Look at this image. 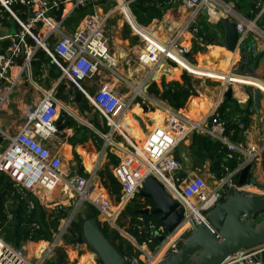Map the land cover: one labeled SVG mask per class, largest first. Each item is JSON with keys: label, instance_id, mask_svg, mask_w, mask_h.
<instances>
[{"label": "built area", "instance_id": "obj_1", "mask_svg": "<svg viewBox=\"0 0 264 264\" xmlns=\"http://www.w3.org/2000/svg\"><path fill=\"white\" fill-rule=\"evenodd\" d=\"M88 1L90 0H0V11L9 12L19 24L18 32L9 36L11 42L9 54L0 53V110L11 100L23 75L36 83L33 80L32 61L37 50L49 51L61 69L60 79L67 77L77 85L93 77L103 68L114 69L118 65L117 59L111 53L106 35L108 18L115 9L103 15L94 13L86 16L72 31L66 27L67 16H60L59 19L54 16V12L60 11L63 6H68L70 14L75 9L85 6ZM134 1L136 0H115L118 3L116 9L123 12L132 30L144 43L138 53L139 62L144 66H151L140 84L147 87L157 73L165 74L167 65L174 69L181 68L190 76H202L197 72H204L205 68L190 58V50L181 43L182 32L172 37H159L152 26L137 20L131 7ZM181 4L198 17L203 16L202 11L205 9L208 16H203L202 19L209 23H217L221 18L235 22L240 41L245 42L249 36L264 41V26L258 22L259 16L264 13V0L256 2L260 13L254 17L242 14L226 0H182ZM195 29L197 30V27ZM204 38L201 36L200 41H205ZM49 43H52V48L48 47ZM23 53L26 59L20 63ZM233 66L234 64L229 68L231 75L253 78L243 72L234 74ZM15 67H19V72L13 77L12 71ZM254 79L264 84V80ZM232 82L226 81L228 85ZM130 88L131 93H125L119 88L104 85L89 97L92 105L104 116L108 130L100 131L89 123L88 126L103 139V145L107 149L117 145L113 138L114 133L122 132L130 106L143 92L132 83ZM42 93V97L36 103L27 106L24 122L16 132H10L0 126V135L7 141V144L0 143V174L8 176L10 197L13 195L19 197V200L26 202L30 210L35 207L30 194L39 190L50 192L62 183L75 191L78 196V207L83 204L95 207L104 223L117 228L116 223L124 203H128L139 193L148 176H154L185 210L184 219L179 227L188 223L192 230H196L208 224V212L226 197L228 188L244 196L258 188L253 181L238 185L237 180L241 170L260 157L264 151V142L257 148L246 147L242 143L228 139L226 122L215 109L200 119H192L175 112L164 124L156 125L148 132L141 151L132 144L128 156L130 159L121 161L115 168V177L122 184L124 200L120 209L116 210L110 199L100 196L95 172L87 174L64 171L63 156L59 152H54L48 141L56 134L55 122L60 111L69 110L57 97L54 89L42 90ZM73 98L74 95L71 96V99ZM193 132L203 133L219 141L222 148L227 147L237 155V166L231 170L227 169V175L218 180L214 188L207 186L201 174L192 177L178 176L181 161L176 157L175 151ZM136 166L141 168V171H137ZM10 203L11 200L8 199L4 216L0 220L1 227L11 222L14 217ZM62 209V205H53L52 219L57 218ZM28 224V234L32 238L41 229V224L38 221ZM133 228L144 238V242H136L135 238L129 235L128 238L135 241L140 253L138 257L127 258L130 264H150L155 258V253L147 250L146 244L151 246L156 233L162 231L164 227L140 217L133 223ZM173 235L174 233H169L168 238H172ZM60 241L61 233L51 242L49 249L34 261L24 247L8 241L0 230V264H44L48 252L60 245ZM64 246L67 248L66 254L69 255L70 246L66 244ZM81 248L80 243L71 244L73 250L79 251ZM263 254L264 242L243 247L218 264H263Z\"/></svg>", "mask_w": 264, "mask_h": 264}, {"label": "crops", "instance_id": "obj_2", "mask_svg": "<svg viewBox=\"0 0 264 264\" xmlns=\"http://www.w3.org/2000/svg\"><path fill=\"white\" fill-rule=\"evenodd\" d=\"M137 1L139 0L134 1V3L131 4V7L138 16L135 7ZM226 1L246 16L254 17L260 13V9L256 5L258 0ZM97 2L110 4L111 2H115V0H97ZM181 2L182 0H169L165 4L164 8L162 7L161 16L148 19V21H145L146 23L144 24L152 26L156 35L161 38L172 37L182 32L180 38L181 43L190 50V58L205 68L203 70L204 72H197V74L202 76H220L226 80L234 81L230 83L228 87H225L224 90L218 91L217 89L214 90L212 88L202 86L200 85L202 84L201 81H199L200 78L189 75L196 94L191 95L182 106H173L168 101L163 100L161 97L150 91V85L153 82H156L159 89L163 91V83H169L167 81L168 77H170V75L175 76L180 73V68L174 69L171 65L166 66L165 74L157 73L155 81L151 82L147 87L146 85L142 86L140 82L147 76L151 67L142 65L138 60V53L143 48L144 43L137 35L138 42H131L130 36L122 33L121 26L124 24V21L117 18V15H120L121 12L118 13L115 6L113 8L115 11L111 13L106 24V35L108 37L111 53L117 59L118 65L114 67V69L103 68L93 77L87 78L80 83V85H77L67 77L60 79L61 69L56 61H54L55 58L49 51L44 49L37 50L32 61V73L33 80L38 85L32 82V79H28L26 75H23L22 79L18 82V86L16 87L11 100H9L8 103H6L0 110V126L10 132H16L24 122L27 106L36 103L42 97V93L40 94L39 90L49 91L54 89L57 97L63 102L69 111H63V113L60 111V114L57 116L55 122L56 134L49 139L48 144L54 152H59L63 156L64 161L65 158L67 160L72 159L74 166L76 161L78 163L76 164L78 173L82 172L90 174L95 172L98 178L97 184H99L100 187V196L110 199L114 203V209L116 210H119L124 203L122 191L120 200H118L117 196L115 194H111L109 189H107L102 183L98 176L99 171L103 168H107L108 171L115 176V168L120 164V162L126 158L128 160L130 159L128 156L131 150V145L133 144L138 151L142 150L143 146L141 145L144 140L146 141L148 132L156 125L164 124L167 118L175 112L192 119H200L215 109L226 122L228 139L234 142L242 143L246 145V147H260V145L264 142V93L262 94L258 107H255L253 101L252 105L248 109H245L241 106V103L246 102L249 97L253 95L254 91H248L247 88L243 86H235V84L246 83L254 85L263 91L264 84L254 78L246 79L231 75L229 71L230 67L223 69L225 73L223 74L220 73L219 70H216L218 67L203 65L209 63V60L213 61L211 63L218 64L224 59H229L228 62L233 60L232 63H230L231 65H236L237 63L238 69H241L240 72L247 70L252 74H256L260 71L264 76V41L261 39H255L253 36H249L244 42L246 48L244 52H241L240 49H237L235 52L229 51L219 43L209 41V36H213L217 39V41L223 42L225 30L221 23H209L205 21V19H202L203 16H195V14L186 9ZM99 7L100 5H98V9L95 8L92 14L98 13L103 15L108 13V11H100ZM69 11L68 6L66 5V7L63 6L60 11L54 12V16H67L65 21L66 27L68 30L72 31L83 21L84 18L82 20H78L77 24H72L69 21L71 20L70 18L75 10L68 14ZM258 22L261 26H264V13L259 16ZM196 27L197 30L195 29ZM18 30L19 24L13 16L7 11H0V53L9 54V47L11 45L9 36L17 33ZM110 34H112L115 38L116 44L111 42V39L113 40V38H110ZM201 36L205 37V41H200ZM220 50L223 52H220ZM236 54L237 56L235 57ZM24 59H26V57L23 58L22 54L20 63H23ZM122 59H133L135 63L138 64L139 70H147L146 74L142 76L140 71H137L131 73V80L128 77H125L124 74L122 72L120 73L117 68L122 63ZM225 66L226 64L223 67ZM18 72L19 67H15L12 71L13 77H15ZM184 74L185 72L182 71L179 77L173 78H177L176 81L184 83V79L182 78ZM157 75L159 77H157ZM136 79L139 80L136 81ZM121 80L124 81L125 84H128L129 87L131 83L133 86H138V88L143 92L134 99L132 105L130 106L124 120L122 132L114 133L113 138L117 145H113L107 149L103 145V139L96 134L94 129L88 126L89 123L100 131L106 129L104 116L92 105L89 97H91L96 89L104 85L119 88L122 92L127 93V91L123 90L124 88L121 87L122 85H120L122 82ZM230 88L232 89L233 95L231 99L227 98L225 95L227 90ZM222 91L224 96L222 95ZM77 92H79L80 95H77ZM129 93H131V90ZM72 95H74L73 99H71ZM194 98L197 99L192 108L191 105ZM199 101L201 102L198 105ZM157 111H160L159 115L154 116L153 113ZM81 120H84V123ZM152 123H154V125ZM199 134L209 138V136L203 133L193 132L190 133L176 149L175 155L181 161V168L178 171V176L192 177L197 174L208 172L215 180H220L214 172L219 168V166L215 164V161L217 160V154L220 152L214 148H210L208 140H199L197 138ZM224 148L225 149L222 152L223 154L229 158L235 157L236 153L231 152L227 147ZM96 163H98V166H96ZM223 164L226 166L228 165L226 163ZM225 169L227 171L228 168ZM136 170L139 171V167L136 166ZM5 179L6 178L3 180ZM0 181L2 180L0 179ZM6 181L7 192H4V194L3 192H0V207L2 210L0 220L4 216L6 203L8 199H10L11 211L15 220L9 222L10 224L7 226L8 228L6 227V229L11 228L10 231L14 234L13 243H18L16 245L23 244L24 246H21L26 249L32 260L36 261L43 255L44 251L49 249L50 242L45 238L35 240L29 236L26 228H22L24 221L26 220L24 214L30 209L27 208L25 201L19 200V197L14 195L12 198L10 197L11 189L9 188L8 178ZM249 181L256 183L258 188L253 189L252 193H249V195L245 197H251L257 202L264 203V151H262L260 157L253 162L247 182ZM229 194L230 193H228L222 201L227 199ZM30 195L31 200H33L35 205L34 210L36 208L40 209L41 215H43L41 218H44L47 222L53 221L57 218L58 220H62L65 216L67 217V215H69L67 213H70V211L73 213H76L77 211L82 213L85 209L82 208L85 204L78 207V196L75 191L65 187L62 183L58 184L56 188L50 192L39 190ZM137 196L140 195L137 194ZM137 196L135 197L137 198ZM140 198L145 200L142 196L138 197V200ZM128 203H124V206L118 216L117 223L120 228L118 227L116 230L120 234H126L127 237H130L129 235L133 236L136 242L143 243L144 238L142 236L140 241L137 238L138 236H134L129 230L133 226V218L130 214H123V211ZM56 204L62 205L63 209L57 218L52 219L51 213H49L48 209L51 211V207ZM151 205L152 204L148 206ZM87 206L89 205H86V207ZM93 209L101 220V223H104L102 221V217L99 216L97 209L95 207H93ZM61 213H63L64 216L59 218ZM135 213L137 216L139 215L138 218L143 217V215L137 213V210ZM259 213L260 211L258 213L257 211L245 213L242 216V220H252ZM38 222L41 223L40 221ZM68 222H71V216ZM154 223L157 226H163L164 229L159 231V233H156L151 246H147L146 244V249L151 253H155V258L150 262V264H160L166 261L176 264L178 259L184 255L183 250L190 243V241L194 240V238H188L186 240L179 238L183 232L187 230L192 231V229H190V225L183 227V224L182 227H179L174 232L172 238H168L169 232L167 231L164 222L163 224ZM51 230H53V228L50 229V231ZM71 232L72 231L67 234V238L65 237V242L62 241L61 237L60 244L63 250L61 248L59 250L56 248L54 252L49 251L48 258L44 264H63V262H67L68 264H102L97 253L87 243H80L82 244V248L79 251L71 249V244L73 243L72 239L76 237V234ZM57 233L53 236L55 237ZM19 234L21 237H19ZM43 235L45 234L43 233ZM49 237H51V234H49ZM156 239H159L157 244H155ZM129 240L135 246V241H132L131 238ZM37 241H45L47 244L41 251H39L38 248L36 251L32 252L30 250L31 247L29 246H36ZM64 244L70 246L69 255L65 252L67 248ZM123 255L126 256L128 254L123 253ZM54 258L55 260H53Z\"/></svg>", "mask_w": 264, "mask_h": 264}, {"label": "water", "instance_id": "obj_3", "mask_svg": "<svg viewBox=\"0 0 264 264\" xmlns=\"http://www.w3.org/2000/svg\"><path fill=\"white\" fill-rule=\"evenodd\" d=\"M202 15L208 16L205 9ZM55 17L59 19V16L55 15ZM218 23H221L225 30L224 40L219 42L213 36H209V41L217 42L232 52L237 49L244 52L245 43L239 39L236 23L228 18H221ZM48 47L52 48V43H49ZM24 57L25 53H23ZM155 80L156 77L153 81ZM262 94L261 89L255 88L253 95L246 102L241 103V106L248 109L254 101L255 107H258ZM77 95L80 93L77 92ZM225 95L231 99L232 89H228ZM0 143L7 144L1 135ZM251 169L252 164H248L241 170L238 185L246 184ZM138 194L144 199H150L152 205L138 209L137 213L158 216L169 233H174L178 229L184 219L185 210L156 177L148 176ZM227 197L210 211L207 225L196 230H187L179 236L183 240L194 238L183 250V256L192 251H199L192 264H218L243 247L264 242V225L256 226L253 220H242L245 213L253 211L258 213L264 209V203L257 202L251 197L246 198L234 191ZM1 212L0 207V215ZM72 242L87 243L97 253L102 264H130L128 258L114 245V238L108 237L102 231L101 221L91 205L82 211L81 228ZM63 264L68 263L63 262ZM160 264L174 263L166 261Z\"/></svg>", "mask_w": 264, "mask_h": 264}, {"label": "trees", "instance_id": "obj_4", "mask_svg": "<svg viewBox=\"0 0 264 264\" xmlns=\"http://www.w3.org/2000/svg\"><path fill=\"white\" fill-rule=\"evenodd\" d=\"M168 1L169 0H139L136 2V6H135L136 12L138 15L143 14V16H144L142 18L143 21H148V19H152L153 17L161 16L162 9L164 8L165 4ZM76 13H77V15H76ZM87 13L88 12H85V8L79 7L77 9H75V12L73 13V15L70 19L78 21V20L82 19ZM92 13H90V14H92ZM134 13H135V11H134ZM211 62H213V61H211ZM212 64L214 67H218V68H222L224 66V65H220V64H216V63H212ZM183 79H184V83H181L180 81H171L169 83L164 82L163 83V91H161L159 89L156 82H153L150 85V91L152 93L158 95L159 97H161L163 100L168 101L173 106H182L189 99V97L191 95L196 94V91L192 86V81H191L189 75L185 73L183 76ZM196 99L197 98H194V100L192 102V105H191L192 108H193V105H194V102L196 101ZM200 102L201 101H199L198 105L200 104ZM152 124L154 125V123H152ZM197 138L199 140H203V139L208 140L209 147L214 148L215 150L220 152L217 154V160L215 161V164H217L219 166V168L214 171L216 173V176L219 179L223 178V176L227 174L228 171H226L225 168H228L231 170L237 166V164H238L237 155H235L234 158L233 157L229 158L225 154H223L222 152L225 148L224 147L222 148V146H221L222 144L219 141L211 139L210 137L208 138V137L201 135V134H199L197 136ZM223 163H226L228 165L226 166ZM98 176L101 179L104 186L107 189H109L110 193L115 194L117 196L118 200H120L121 191H122L121 182L113 174H111V172L108 171L107 168L101 169L98 173ZM6 177L8 178L7 175H6ZM138 197H140V196H137V198L135 197L134 199H132L126 205V207L123 211V214H130L132 216V218H133L132 222L133 223L137 222L138 221L137 218L139 217V215L137 216L135 211L140 209V208H144V207L152 204V201L150 199L147 198V199L143 200L142 198H140L138 200ZM33 210H31V212L27 211L24 214L25 219H26L25 221H27L28 223H31L33 221V218L35 220V217H34L35 216V210L34 211ZM63 216H64L63 213H61L59 218H61ZM143 217L145 218L146 221L152 220L153 222H156L157 224H163V222L158 218V216L143 215ZM58 221H59L58 218L53 220L51 223V225L53 224L52 227H55L58 224ZM9 224L10 223L4 225V227L0 226V230H1V233L4 235V237L8 241L13 242L14 241V234L12 233V231H10V229H6V227ZM71 225H72V227L70 230L72 231L71 233H73V234H76L81 228V222H79V221H75V222H73V224L71 223ZM101 229L108 237L114 238V245L118 248V250L122 254L123 253L128 254L126 256H131V254H132V256H138L139 255L140 251L137 249V247L134 246L130 240H128L124 236H122L116 229H111L107 223H101ZM129 230L134 236H138L137 237L138 240L141 241V236L138 234V231L133 228V226ZM43 233H44V229H42V227H41V229H39L38 232L32 238L35 240H39L42 238L47 239L46 237H49V235H43ZM155 242H156L155 244H157L159 242V239H156ZM39 243H38L39 244V251H41L44 248V246L47 244V242L41 241Z\"/></svg>", "mask_w": 264, "mask_h": 264}, {"label": "rangeland", "instance_id": "obj_5", "mask_svg": "<svg viewBox=\"0 0 264 264\" xmlns=\"http://www.w3.org/2000/svg\"><path fill=\"white\" fill-rule=\"evenodd\" d=\"M101 4H102V2H97V0H90V1H88V3L85 5V6H82L83 8H85V12H88L87 14L88 15H91L90 13H92V12H94V10H95V8L96 9H98V5H100V7H99V10L101 11V10H103V11H110V10H112L115 6H117L118 5V3H115V2H111L110 4H108V3H103L102 4V6H101ZM104 7V8H103ZM119 12H121V10H118V13ZM85 15L83 18H85L86 16H88V15ZM76 15H77V13H76ZM137 16V15H136ZM144 16H143V14H140V15H138L136 18H137V20H139L141 23H146L145 21H143L142 20V18H143ZM82 18V19H83ZM117 18H119V19H121L122 21H124V24H122V26H121V31H122V33L124 34V35H128V36H130V41L131 42H134V43H136V42H138V37L136 36V34H135V32L132 30V28H131V26H130V24L126 21V18H125V16H124V14H123V12H121V14L120 15H117ZM81 19V20H82ZM205 21H207V20H205ZM69 22H71L72 24H77V21L76 20H70ZM202 22H203V20H202ZM208 22V21H207ZM110 36V38H113V40L111 39V42H114L115 44H116V40H115V38L112 36V34H110L109 35ZM112 45H113V43H112ZM117 46V45H116ZM131 57V56H130ZM132 58V57H131ZM122 61V63L120 64V66L119 67H117L118 68V71L121 73H123L124 74V76L125 77H128L130 80L132 79V75H131V73L133 72H137V71H140V74L143 76V75H145L146 74V71L147 70H144V69H140L139 70V67H138V64L137 63H135V61L133 60V59H122L121 60ZM226 65H227V63H226ZM239 65V64H238ZM203 66H211V67H214L213 66V64L211 63V60H209V63H207V64H205V65H203ZM116 68V69H117ZM223 68H226V67H223ZM223 68H218V69H216L217 71L219 70V71H221V72H223L224 73V70H223ZM220 69H222V70H220ZM227 69V68H226ZM241 70V69H240ZM240 70L238 69V66H237V63H236V65H234L233 66V70H232V72L234 73V74H239V72H240ZM118 72V73H119ZM182 72V69L180 68V73ZM242 72H244L246 75H249V76H253V78H259V79H261V80H264V76L262 75V73L259 71V73H256V74H252V73H250L249 71H247V70H245V71H242ZM180 73L179 74H177V75H175V76H173V75H170V77H168V79H167V81L168 82H170V81H176V79L175 78H173V77H179V75H180ZM161 74V73H160ZM225 74V73H224ZM200 75V74H199ZM157 77H159L158 75H157ZM193 77H198V78H200L199 79V81H201V83L202 84H200V85H202V86H206V87H209V88H212V89H214V90H218V91H220V90H224L225 89V86H229L227 83H226V81H232V80H226L225 78H223V79H221V77L220 76H208V77H206V76H193ZM218 77V78H217ZM232 77H235V76H232ZM183 78V77H182ZM180 79V78H179ZM225 79V80H224ZM122 81V80H121ZM123 82V83H122ZM121 82V84L120 85H122L121 87L122 88H124L123 90H125V91H127V93H129V91H130V87L128 86V84H125V82L124 81H122ZM234 82V81H233ZM227 84V85H226ZM235 86H243V87H245V88H247V90L248 91H254V89L255 88H258V87H256V86H254V85H250V84H242V83H236L235 84ZM264 86V85H263ZM128 87V88H127ZM231 87V86H230ZM200 88V87H199ZM198 88V89H199ZM45 89V88H44ZM200 90H201V88H200ZM262 91V90H261ZM39 92H40V94L42 93V90L40 89L39 90ZM262 93H264L263 91H262ZM43 94V93H42ZM41 94V95H42ZM222 95L224 96V94H223V91H222ZM221 95V96H222ZM62 99V98H61ZM63 100H65V99H63ZM62 111V113H63V111H65L66 112V110H64V109H62L61 110ZM165 120V119H164ZM163 120V121H164ZM162 123H164V122H162ZM105 127H106V129H104L103 131H107L108 130V128H107V126L105 125ZM102 130V129H101ZM145 143V140H144V142L142 143V145L141 146H143V144ZM141 151V150H140ZM75 163L76 164H78L76 161H75ZM75 164V166L73 165V161H72V159H66L65 158V161H64V171H66L67 173H76L77 172V165ZM76 170V171H75ZM204 178H205V180H206V183H207V186L209 187V188H213V186L216 184L215 182H217L218 180H215L208 172L206 173V172H204V173H202L201 174ZM227 175V174H226ZM226 175H224V176H226ZM223 176V177H224ZM2 178V179H1ZM4 178H6L7 179V177L6 176H4V174H0V179L2 180V181H0V192H3V194H4V192H7L6 191V186H7V181H6V179L5 180H3ZM71 190V189H70ZM232 192V190L231 189H229L228 188V193H231ZM6 195H7V193H6ZM33 196H35V195H33ZM88 205V204H87ZM86 207V205L85 206H83L82 208H85ZM49 210V213H51V211H50V209H48ZM28 211H30L31 212V210H28ZM29 212V213H30ZM81 212H79V211H77L76 213H73L72 211H70V213H67V214H69V215H67V217L65 216V218L64 219H62V220H59L58 221V224L55 226V227H52V225H51V223H52V221H50V222H47V220H45L44 218L42 219L41 218V216H43V215H41V210L40 209H38V208H36L35 209V220H34V218H33V221H40L41 223H42V225H41V227H42V229H44V234L45 235H49V234H51V237H46L47 239V241H49L50 242V244H51V242L55 239V237L57 236V235H59L60 233H61V237H62V241L63 242H65V237L67 238L68 236H67V234H69V232L71 231L70 229H71V227H72V225H71V223L73 224V222H75V221H79V222H81V214H80ZM210 213V211L208 212V214ZM46 215V214H45ZM70 216H71V222H69V225H67L66 226V223H68V220H69V218H70ZM15 219H14V217H13V219L11 220V221H14ZM254 222H255V224H256V226H262V225H264V209H262L261 211H260V213L256 216V217H254L253 219H252ZM32 221V222H33ZM101 221V220H100ZM7 224V223H6ZM5 224V225H6ZM109 225V224H108ZM110 227H111V229H118V227L120 228V226H119V224L117 223L116 224V226H117V228H114V227H112L111 225H109ZM4 227V226H3ZM10 227V226H9ZM28 227H29V224H28V222L27 221H24V225H23V229H25L26 228V230H28ZM8 228V227H7ZM53 228V230H51L50 231V229H52ZM11 229V228H10ZM191 229V228H190ZM4 230V229H3ZM6 230V229H5ZM55 230V231H54ZM58 232V233H57ZM57 233V235L54 237L53 235L54 234H56ZM122 234V233H121ZM63 235V236H62ZM126 239H128L129 240V238L126 236V234H122ZM19 237H21V235L19 234ZM40 241H37V245L36 246H34V245H32V246H29V247H31L30 248V250L33 252V251H36V249H38L39 248V243ZM16 243V242H15ZM39 243V244H38ZM16 244H18V243H16ZM20 246L21 245H23V244H19ZM24 246V245H23ZM58 250L61 248V244L59 245L58 244V246L56 247ZM56 248L55 249H53L52 250V252H54L55 250H56ZM62 250H63V248H61ZM61 251V250H60ZM199 254V251H192V252H189V253H187L185 256H182V257H180V259H178V261L176 262V264H192L193 262H194V260H195V258L197 257V255ZM85 261V260H84ZM83 261V262H84Z\"/></svg>", "mask_w": 264, "mask_h": 264}, {"label": "bare ground", "instance_id": "obj_6", "mask_svg": "<svg viewBox=\"0 0 264 264\" xmlns=\"http://www.w3.org/2000/svg\"><path fill=\"white\" fill-rule=\"evenodd\" d=\"M220 52H223V51H221L220 50ZM226 52V51H225ZM227 56V55H226ZM232 56V55H231ZM237 56V54L235 55V57ZM236 60V59H235ZM229 61V59H224L223 61H221L220 63H218V64H220V65H225L226 63H227V65L225 66L226 68H228V67H230V63H232V61L233 60H231V62H228ZM226 68H223V69H226ZM239 94V93H238ZM244 97V96H243ZM159 113H160V111H157V112H155V113H153V115L154 116H157V115H159ZM127 159V158H126ZM139 170H141V168H139ZM188 225V223H184V226L183 227H185V226H187Z\"/></svg>", "mask_w": 264, "mask_h": 264}]
</instances>
